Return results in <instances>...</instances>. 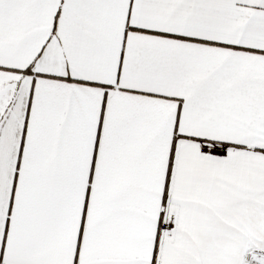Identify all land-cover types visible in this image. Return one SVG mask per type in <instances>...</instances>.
<instances>
[{
  "label": "snow or ice",
  "instance_id": "1",
  "mask_svg": "<svg viewBox=\"0 0 264 264\" xmlns=\"http://www.w3.org/2000/svg\"><path fill=\"white\" fill-rule=\"evenodd\" d=\"M0 264H264V0H0Z\"/></svg>",
  "mask_w": 264,
  "mask_h": 264
}]
</instances>
